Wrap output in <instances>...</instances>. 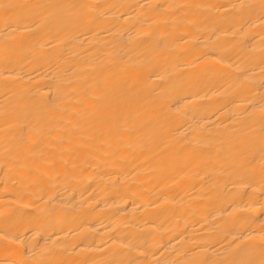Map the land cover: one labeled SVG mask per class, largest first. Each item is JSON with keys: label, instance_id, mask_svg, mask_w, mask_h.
<instances>
[{"label": "bare ground", "instance_id": "1", "mask_svg": "<svg viewBox=\"0 0 264 264\" xmlns=\"http://www.w3.org/2000/svg\"><path fill=\"white\" fill-rule=\"evenodd\" d=\"M0 264H264V0H0Z\"/></svg>", "mask_w": 264, "mask_h": 264}]
</instances>
